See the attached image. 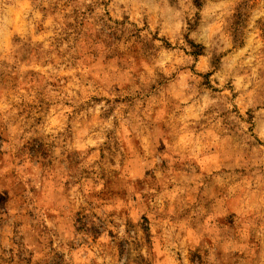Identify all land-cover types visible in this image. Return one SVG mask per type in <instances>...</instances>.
Instances as JSON below:
<instances>
[{
    "label": "rangeland",
    "instance_id": "374dc122",
    "mask_svg": "<svg viewBox=\"0 0 264 264\" xmlns=\"http://www.w3.org/2000/svg\"><path fill=\"white\" fill-rule=\"evenodd\" d=\"M0 264H264V0H0Z\"/></svg>",
    "mask_w": 264,
    "mask_h": 264
}]
</instances>
